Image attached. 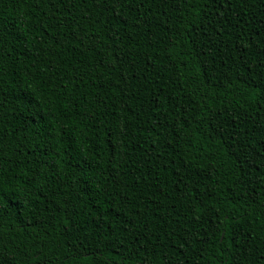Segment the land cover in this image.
Listing matches in <instances>:
<instances>
[{"label": "trees", "instance_id": "trees-1", "mask_svg": "<svg viewBox=\"0 0 264 264\" xmlns=\"http://www.w3.org/2000/svg\"><path fill=\"white\" fill-rule=\"evenodd\" d=\"M264 264V0H0V264Z\"/></svg>", "mask_w": 264, "mask_h": 264}, {"label": "water", "instance_id": "water-1", "mask_svg": "<svg viewBox=\"0 0 264 264\" xmlns=\"http://www.w3.org/2000/svg\"><path fill=\"white\" fill-rule=\"evenodd\" d=\"M138 264H141V263H138Z\"/></svg>", "mask_w": 264, "mask_h": 264}]
</instances>
